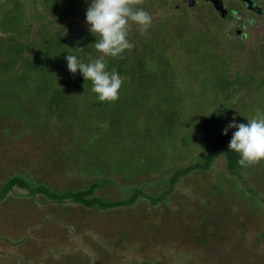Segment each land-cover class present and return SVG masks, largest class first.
Here are the masks:
<instances>
[{"label": "rangeland", "instance_id": "rangeland-1", "mask_svg": "<svg viewBox=\"0 0 264 264\" xmlns=\"http://www.w3.org/2000/svg\"><path fill=\"white\" fill-rule=\"evenodd\" d=\"M160 1L168 5L156 3L150 10L152 20L165 26V33L155 42L168 43L161 46L163 50L139 51V56H145L149 68L144 87L155 89L157 82H164L158 79L165 72L174 88L163 87V94L173 91L174 103L150 99L120 117L112 104L107 114L99 117L97 111L95 120L89 117L61 125L64 135L59 137L54 127L50 130L45 125L26 132L24 141L16 142V134L15 146L21 150L12 164L23 161L38 173L50 175H43L45 180L66 184L101 174L107 185L97 194L106 199L130 197L136 187L158 195L168 189L164 179L170 181L178 167L206 159L207 128L220 133L233 118L247 123L258 109L264 110V48L259 47L264 41L263 24L261 36L256 18L239 48L227 34L233 22L201 14L200 7L189 8L181 0L178 3L188 10L177 9L174 0ZM138 30L131 24L132 48L139 39L133 37ZM144 32L150 34V30ZM124 85L119 95L132 96L131 85ZM85 107L90 110V104ZM84 112L80 117L85 119L88 113ZM111 116L114 120L109 122ZM128 125L133 136L122 134ZM49 131L55 132L51 139L46 138ZM234 131L229 130L228 136ZM242 167L232 171L226 156L217 154L209 170L180 177L167 200L152 204L149 197L141 196L131 206L109 210L80 204L68 209L69 203L52 204L44 195L31 196L16 188L0 203V264H215L214 260L264 264V159ZM1 173L0 182L5 175ZM217 197L222 204L218 211L225 210L227 221L218 222L220 214L214 205L209 208L213 215L210 212L211 217L200 220L220 224L221 237L198 244L192 241L194 222L188 235L183 221L191 212L200 225L198 210L207 209ZM16 211L25 214V220L5 224L4 218Z\"/></svg>", "mask_w": 264, "mask_h": 264}, {"label": "trees", "instance_id": "trees-1", "mask_svg": "<svg viewBox=\"0 0 264 264\" xmlns=\"http://www.w3.org/2000/svg\"><path fill=\"white\" fill-rule=\"evenodd\" d=\"M162 1L165 2V0ZM132 2H135V8H143L150 14L152 5L156 3L168 5L160 0L159 2L158 0H132ZM86 7L85 0H0V172L5 174L0 182V203L5 201L12 191L15 193V189L20 188L27 190L31 196L44 195L52 204L69 203L68 209L74 204L83 205L85 208L97 206L103 210L115 209L131 206L141 196L149 197L152 204H158L167 200L166 195L172 192L180 177L192 171L209 170L217 154L226 156L232 171L241 168L242 166L237 162L240 158L239 154L228 149L231 137L223 135L222 131L213 134L212 129L207 127L208 149L204 156L206 159L195 160L187 167H178L170 181L166 182L164 179V183L169 185L168 189L158 195L146 193L141 187H136L130 197L106 199L97 194V190L107 185L105 177L101 174L88 175L84 181L80 178L70 179L72 183L66 184L65 181L45 180L43 176L46 175L45 172L38 173L23 161L12 164L13 160H16V153L21 150L16 149L15 146L16 139L13 137L16 134H18L16 142L24 141L26 132H32L31 129L45 125L50 130L54 127L53 130L56 129L55 131L58 132L56 136L59 137V134L64 135L60 132L64 130V126L61 125L79 123L86 118L88 121L89 117L94 119L93 116L97 111L100 117L107 114L109 111L107 108L112 104V107H116L114 114L116 115L119 109L117 117H120L125 110L135 111L150 99L157 98L158 103H174L173 91H170L168 95L163 94V87L170 85L172 90L174 88L172 80L166 77L164 70V77L158 79L164 82L159 84L157 82L155 89L149 86L148 90L153 89L151 92L144 87L143 80L146 79L149 68L146 65L145 56L143 58L139 56V51L165 49L161 46H166L168 43L166 40L162 43L155 42L165 33L164 24H160L163 22L158 25L152 20L151 26L147 29V32L150 30V34L136 31L133 37L135 36L136 40L138 36L139 39L135 41V47L125 50L120 57H105L108 69H114L120 74L124 86L131 85L132 96L125 98L119 95L115 101L100 102L96 94L91 91L90 80H85L79 70L76 74L69 72L65 59L67 54L77 55L84 62L94 60L101 55L94 47L96 39L94 35L97 34H91L85 23ZM163 64L165 69V61ZM89 104L90 110H87L85 106ZM84 111L88 113L85 119L80 117L85 113ZM113 120L111 116L109 122ZM208 123L210 124V119ZM4 124L10 126L6 127ZM130 127L131 125H128L125 130H122V134L132 133ZM6 129L10 132L8 133ZM52 134L55 132H50L46 138L51 139ZM6 151L9 152L5 153ZM37 173L39 176H36ZM218 199L217 197L216 201H211L207 209L198 210L196 216L199 217L200 222L205 220V217L208 218L207 215L209 217L213 215V211L209 210L211 205H214L220 214L217 218L218 222L223 224L227 221L225 210L218 211V207L222 205L218 203ZM24 215L17 211L11 212L8 215L9 218H4L6 219L4 222L8 225L14 219L25 220ZM190 215L192 216V213L187 212L182 228L191 235L195 225L196 233L192 241L204 244L212 242L211 239L215 236L221 237L218 235L220 224L218 226L211 222L195 224L194 216L191 218ZM26 216L28 217L27 214ZM29 217H31L30 213ZM146 218L151 219L150 215ZM215 220L214 218L213 221ZM234 221L238 224L237 220ZM237 227L238 225L235 228ZM215 264L218 262L216 261Z\"/></svg>", "mask_w": 264, "mask_h": 264}, {"label": "clouds", "instance_id": "clouds-1", "mask_svg": "<svg viewBox=\"0 0 264 264\" xmlns=\"http://www.w3.org/2000/svg\"><path fill=\"white\" fill-rule=\"evenodd\" d=\"M85 3V23L91 34H97L94 35V47L101 55L84 62L77 55L67 54L66 66L72 74L79 70L85 80L91 81V91L100 102L115 101L119 97L123 78L116 70L108 69L105 57H120L125 50L131 49L134 46L128 39L131 24L137 25L143 33L151 26L152 16L143 8H134L132 0H85ZM231 129L235 131L228 149L239 154L237 162L241 166L264 159V110L258 109L247 123H237L233 118L222 134L228 135Z\"/></svg>", "mask_w": 264, "mask_h": 264}, {"label": "flooded vegetation", "instance_id": "flooded-vegetation-1", "mask_svg": "<svg viewBox=\"0 0 264 264\" xmlns=\"http://www.w3.org/2000/svg\"><path fill=\"white\" fill-rule=\"evenodd\" d=\"M190 7H200V13L206 16H210L211 14L219 15V17L224 21H231L234 25L227 29V34L229 39H231L233 44L236 47L242 45V39L248 37L251 33L249 29L256 25V18L258 19V23L260 24L261 30L260 34L262 36V24L264 27V1L263 0H181ZM177 2L174 6L180 11H183V8L187 9V7H183L181 3H178V0H174ZM193 2V3H191ZM193 5H191V4ZM224 29L226 27L224 26ZM264 40V37H263ZM246 44L244 43V46ZM264 48V41H261L259 47ZM264 50V49H262ZM240 223H238L239 225ZM240 225L238 226V228ZM212 257H216L213 256ZM214 262H216L214 260Z\"/></svg>", "mask_w": 264, "mask_h": 264}, {"label": "water", "instance_id": "water-1", "mask_svg": "<svg viewBox=\"0 0 264 264\" xmlns=\"http://www.w3.org/2000/svg\"><path fill=\"white\" fill-rule=\"evenodd\" d=\"M187 1H191V0H187ZM191 3H193V2H191ZM191 3H190V4H191ZM191 5H193V4H191Z\"/></svg>", "mask_w": 264, "mask_h": 264}]
</instances>
